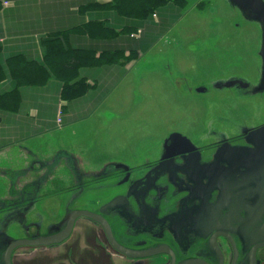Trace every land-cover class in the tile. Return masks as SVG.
<instances>
[{
	"label": "rangeland",
	"instance_id": "1",
	"mask_svg": "<svg viewBox=\"0 0 264 264\" xmlns=\"http://www.w3.org/2000/svg\"><path fill=\"white\" fill-rule=\"evenodd\" d=\"M168 3L159 9L160 23L148 29L152 47L142 57L139 55L137 61H131L126 77L121 78L110 98L98 108L96 121H88L89 125L68 124L64 132L57 130L54 137L42 139V154L48 153L44 147L56 152V167L51 168L56 172L57 182L51 191L48 188L37 191L44 196L39 200H47L53 194L63 199L66 193L61 191L65 189L60 179L72 178L78 162H82L71 152L80 155L83 168L88 171L108 161L118 162L128 169L158 156L164 139L173 132L190 133L192 138L209 142L214 136L211 129L234 134L245 126L264 121L262 94L254 96L237 85H224L228 80L254 83L260 76L264 25L224 0H202L193 11H190L192 1L174 2L181 5L180 12L165 8ZM171 25L174 26L168 31ZM197 86H205L208 91L206 94L196 92ZM114 167L110 164L106 172L115 171ZM42 172H37L36 177L42 176ZM94 173L85 179L91 180ZM16 187L10 199L21 201L19 182ZM95 196L93 201L109 195L102 192ZM26 206L28 208L24 209ZM4 208L5 214H0V231L14 240L30 239L37 231L46 232L48 223L61 217L65 203H26L20 205L22 213L18 215L10 214V205ZM8 217L13 218L7 222ZM66 244V248L63 247L66 250L59 244L53 246L52 251H56L57 256H51L50 262L57 263V259L62 258V264H87L86 257L82 260L78 252H74L78 246L73 249L71 242ZM35 247L19 248V251L28 249L33 255L25 254L20 259L44 258L42 249ZM17 256L13 260H17Z\"/></svg>",
	"mask_w": 264,
	"mask_h": 264
},
{
	"label": "flooded vegetation",
	"instance_id": "2",
	"mask_svg": "<svg viewBox=\"0 0 264 264\" xmlns=\"http://www.w3.org/2000/svg\"><path fill=\"white\" fill-rule=\"evenodd\" d=\"M235 85L264 98V60L256 82ZM195 91L206 94L208 90L197 86ZM211 130L212 141L191 134L192 138L190 133L171 136L173 132L164 139L154 159L128 169L115 163V171L104 173L102 180L84 182L91 184L82 188L83 200L73 197L61 217L47 224L46 232L37 231L31 238L60 232L67 213L87 209L101 213L109 221L121 245L134 250L166 245L177 253L176 264L186 260L264 264V121L234 134ZM102 192L109 196L93 201ZM116 197L122 198L108 205ZM80 230L118 264H164L170 260L166 255L160 262L137 263L124 257L111 246L102 224L84 216L76 219L64 240L32 246H54L70 238L73 245H78V237L72 238L71 234ZM13 239L0 231V264H5L4 255ZM23 247L26 246L13 250L12 264H17L13 257L29 252L19 251Z\"/></svg>",
	"mask_w": 264,
	"mask_h": 264
},
{
	"label": "crops",
	"instance_id": "3",
	"mask_svg": "<svg viewBox=\"0 0 264 264\" xmlns=\"http://www.w3.org/2000/svg\"><path fill=\"white\" fill-rule=\"evenodd\" d=\"M110 1L112 0H2L0 10V45L2 47L0 64L5 70H8V59L18 55H23L31 61H42L46 52L44 40L53 33L68 30H70L71 35L70 44L74 48L92 49L99 52L136 49L142 57L148 48L152 47V43H149L153 39L147 35V32L151 25L155 26L160 23L159 12L161 10H158L147 20L138 21L121 18L114 10L90 7L95 3ZM168 1L169 3L165 8L170 7L172 11L176 12H180L179 7L181 5L174 2L192 1L193 8L191 7L190 11L202 3V0ZM224 1L227 5L232 4L229 0ZM6 2L7 4H5ZM105 20L117 29L126 26H136L138 29L131 34L123 33L115 38H95L79 31L80 27L91 21ZM174 25H171L168 31ZM126 53L128 54V52ZM132 62L126 65L110 64L82 67L79 75L86 78L87 83L89 82L92 88L78 98L72 100L62 98L63 82L60 79L51 78L43 85L21 86L16 110L0 108V214H5L4 209L6 210V208L4 207L6 205L11 206L10 214L14 215L22 213L20 205H26V203L58 204L64 202L66 205L73 197L81 199L85 196L83 195L85 190L81 191L85 187L86 183L84 182L88 181L85 178L89 174L95 172L89 181L103 179L109 165H114L115 162L108 161L101 164L99 168L88 171L83 168L84 161L79 157L80 155L71 152V155L78 156L82 162H78V168L74 169L73 177L68 179L69 181L63 177L60 179L63 183L61 186H64L65 189L61 191L66 193L65 196L63 199H59L53 194L48 196L47 200L45 198L39 200V197L44 196L37 191L43 188H48L51 191L57 182L56 172L51 168L56 167V152H51L50 148L47 150V147H44L48 153L42 154V139L54 137L57 130L64 132L66 130L65 125L84 123H87L84 125H89L91 123L88 121L92 119L96 121L98 108L110 98L113 94V88L117 86L121 78L126 77L125 75L131 69L129 64ZM14 88L15 81L9 75L0 81V95ZM60 105H63V115L61 123H58ZM41 166L44 168H40ZM23 170H25L24 174L18 175V172ZM41 171H43L42 176L36 177L35 174ZM17 182L20 183L22 189L19 198L27 200L26 203H23V199V201L16 198L10 199V196L14 195L17 190ZM76 189H80V191L76 192ZM12 218L8 217L7 222ZM76 232L72 233L71 237H78V245H73L70 238L59 243L62 249L66 250V242H71V248L78 246L74 252H78L82 260H85L86 257L87 264H118L108 251L93 244L91 237H85L86 234L82 233V230ZM52 248L53 246L39 248L44 252L42 259L39 253L41 260L32 261L30 257L22 261L20 257L25 254L33 256L28 252L18 255L17 264H62V258L57 259V263L50 262L51 256L56 255V251H52Z\"/></svg>",
	"mask_w": 264,
	"mask_h": 264
},
{
	"label": "trees",
	"instance_id": "4",
	"mask_svg": "<svg viewBox=\"0 0 264 264\" xmlns=\"http://www.w3.org/2000/svg\"><path fill=\"white\" fill-rule=\"evenodd\" d=\"M168 0H112L106 3H95L94 9L114 10L119 15L134 19L152 17ZM2 0H0V10ZM136 26L117 29L105 21H91L80 27V32L95 38H115L123 33L131 34ZM70 30L53 33L44 40L45 56L42 61H31L23 55L14 56L7 61L8 70L0 64V81L10 76L15 81V88L0 95V108L16 110L19 101V88L23 85H43L51 78L60 79L63 84L62 98L72 100L86 94L92 86L81 77L82 67H96L110 64L126 65L136 60L139 51L103 50L74 48L70 44ZM2 47L0 45V52ZM128 52V54L126 53ZM8 73V75H7Z\"/></svg>",
	"mask_w": 264,
	"mask_h": 264
},
{
	"label": "water",
	"instance_id": "5",
	"mask_svg": "<svg viewBox=\"0 0 264 264\" xmlns=\"http://www.w3.org/2000/svg\"><path fill=\"white\" fill-rule=\"evenodd\" d=\"M230 2L237 5L241 10L247 12L251 17L260 21L264 25V0H230ZM263 52H264V26H263V51H262V56L264 60ZM236 83H240V81L228 80L224 82V85L229 87L235 85ZM173 135L175 136L181 134L175 132L171 136ZM121 198L122 197H116L115 199L111 200L110 203H108V205L110 204L112 205L116 203ZM82 216L94 219L95 221L102 224V226L105 228V232L111 246L116 250V252H119L124 257L132 258L136 260L135 262L142 263L144 261L160 262L164 258L163 256L169 255L170 260L168 259V261H166L164 264H176L177 253L174 254L172 251L168 250L167 249L168 247H166V245L148 246L140 250H134L132 248L121 245L114 238L109 221L101 213L93 212L87 209H74L69 213H67L65 218L63 219V224H65V227L63 230H61L58 233L43 237L31 238V239L11 240L4 255L5 264H12L11 255L16 247L32 246L37 244L50 245L64 240L70 235L76 219ZM177 264H210V263H200L194 261L188 262V260H186L179 262Z\"/></svg>",
	"mask_w": 264,
	"mask_h": 264
},
{
	"label": "built area",
	"instance_id": "6",
	"mask_svg": "<svg viewBox=\"0 0 264 264\" xmlns=\"http://www.w3.org/2000/svg\"><path fill=\"white\" fill-rule=\"evenodd\" d=\"M5 4H7V2ZM62 115H63V105H60V110L58 112V118H57L58 123H61Z\"/></svg>",
	"mask_w": 264,
	"mask_h": 264
}]
</instances>
